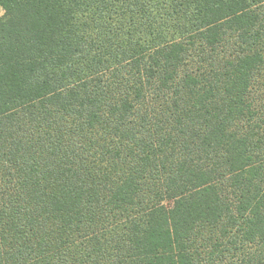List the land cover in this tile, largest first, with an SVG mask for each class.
Here are the masks:
<instances>
[{
    "label": "trees",
    "instance_id": "1",
    "mask_svg": "<svg viewBox=\"0 0 264 264\" xmlns=\"http://www.w3.org/2000/svg\"><path fill=\"white\" fill-rule=\"evenodd\" d=\"M0 7V264H264V0Z\"/></svg>",
    "mask_w": 264,
    "mask_h": 264
},
{
    "label": "rangeland",
    "instance_id": "2",
    "mask_svg": "<svg viewBox=\"0 0 264 264\" xmlns=\"http://www.w3.org/2000/svg\"><path fill=\"white\" fill-rule=\"evenodd\" d=\"M2 12H3V10H2V8L0 7V15L2 14Z\"/></svg>",
    "mask_w": 264,
    "mask_h": 264
}]
</instances>
